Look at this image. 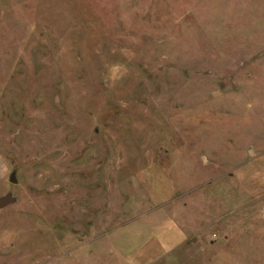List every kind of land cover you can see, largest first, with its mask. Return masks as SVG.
<instances>
[{
  "label": "rangeland",
  "instance_id": "obj_1",
  "mask_svg": "<svg viewBox=\"0 0 264 264\" xmlns=\"http://www.w3.org/2000/svg\"><path fill=\"white\" fill-rule=\"evenodd\" d=\"M6 193L0 264H264V0H0Z\"/></svg>",
  "mask_w": 264,
  "mask_h": 264
},
{
  "label": "water",
  "instance_id": "obj_2",
  "mask_svg": "<svg viewBox=\"0 0 264 264\" xmlns=\"http://www.w3.org/2000/svg\"><path fill=\"white\" fill-rule=\"evenodd\" d=\"M9 180L11 182H15V174L14 172H11L9 175ZM14 201V197L11 195V193H6L4 195L0 196V209L6 207L7 205L11 204Z\"/></svg>",
  "mask_w": 264,
  "mask_h": 264
},
{
  "label": "clouds",
  "instance_id": "obj_3",
  "mask_svg": "<svg viewBox=\"0 0 264 264\" xmlns=\"http://www.w3.org/2000/svg\"><path fill=\"white\" fill-rule=\"evenodd\" d=\"M122 54L127 55L126 52H122ZM123 67H124V66L121 65L119 62H116V63L113 65V68H114V69H116V68H123ZM119 78H121V77H118V76L115 74V72H113V73L110 75V79L113 80L114 82H115L117 79H119Z\"/></svg>",
  "mask_w": 264,
  "mask_h": 264
},
{
  "label": "crops",
  "instance_id": "obj_4",
  "mask_svg": "<svg viewBox=\"0 0 264 264\" xmlns=\"http://www.w3.org/2000/svg\"><path fill=\"white\" fill-rule=\"evenodd\" d=\"M235 212V211H234ZM233 214H235V213H233ZM223 222H221V223H219V226H220V228H222V226H225V223H227L230 219L228 218V219H226V218H224V217H221L220 218ZM255 220V219H254ZM211 243H214V239H212L211 240Z\"/></svg>",
  "mask_w": 264,
  "mask_h": 264
}]
</instances>
